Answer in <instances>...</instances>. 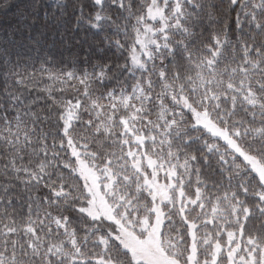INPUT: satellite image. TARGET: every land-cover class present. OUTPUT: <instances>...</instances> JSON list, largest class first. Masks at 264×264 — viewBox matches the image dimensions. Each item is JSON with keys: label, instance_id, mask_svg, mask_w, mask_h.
I'll use <instances>...</instances> for the list:
<instances>
[{"label": "snow or ice", "instance_id": "obj_1", "mask_svg": "<svg viewBox=\"0 0 264 264\" xmlns=\"http://www.w3.org/2000/svg\"><path fill=\"white\" fill-rule=\"evenodd\" d=\"M0 14V264H264V0Z\"/></svg>", "mask_w": 264, "mask_h": 264}, {"label": "trees", "instance_id": "obj_2", "mask_svg": "<svg viewBox=\"0 0 264 264\" xmlns=\"http://www.w3.org/2000/svg\"><path fill=\"white\" fill-rule=\"evenodd\" d=\"M3 0H0V3H2ZM10 23H14V21L12 20V16L11 14H9L8 16H4L2 14H0V28H2L3 26L10 24Z\"/></svg>", "mask_w": 264, "mask_h": 264}]
</instances>
